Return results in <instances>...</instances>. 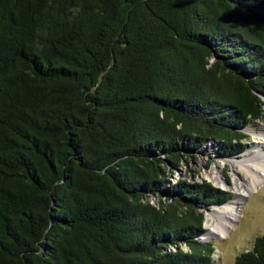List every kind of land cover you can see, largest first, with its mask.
Wrapping results in <instances>:
<instances>
[{"label": "trees", "instance_id": "obj_1", "mask_svg": "<svg viewBox=\"0 0 264 264\" xmlns=\"http://www.w3.org/2000/svg\"><path fill=\"white\" fill-rule=\"evenodd\" d=\"M263 119L264 0H0V264H217L168 176Z\"/></svg>", "mask_w": 264, "mask_h": 264}, {"label": "rangeland", "instance_id": "obj_2", "mask_svg": "<svg viewBox=\"0 0 264 264\" xmlns=\"http://www.w3.org/2000/svg\"><path fill=\"white\" fill-rule=\"evenodd\" d=\"M245 133L249 138L245 141V150L238 157L219 158L216 156L217 149L220 144L214 140H209L199 151L196 157L189 158L184 161L180 167L171 172L168 176L169 184L179 182L185 177L191 181H209L216 187L224 189L231 194V199L227 203H233L236 200V194L227 188L228 185H234L235 181L246 183L250 180V176L246 170L247 162L244 159L249 157L247 151L262 147L264 149V119L262 121H251L245 128ZM257 150V149H256ZM264 153V152H263ZM253 157L264 159V154L259 155L253 153ZM230 160L233 162H227ZM245 168V169H244ZM216 181H223L227 186L218 185ZM152 201L156 202L157 197L152 196ZM225 203V204H227ZM213 206L205 212V222L209 212L219 211L223 206ZM242 214L240 219L236 221L235 227L229 231L225 238L212 237L203 238L207 231L201 236L202 239L214 242L215 253L213 259L217 264H235L236 256L244 251L251 250L254 246L255 239L264 235V182L259 185L257 190H253L242 200ZM188 250L187 246H184Z\"/></svg>", "mask_w": 264, "mask_h": 264}, {"label": "bare ground", "instance_id": "obj_3", "mask_svg": "<svg viewBox=\"0 0 264 264\" xmlns=\"http://www.w3.org/2000/svg\"><path fill=\"white\" fill-rule=\"evenodd\" d=\"M264 135V132L262 133ZM257 149V150H256ZM264 149L262 147H257L248 150L247 154L250 156L245 157L247 167L246 170L250 176V180L246 183L235 181L234 185H228L223 183V181H216L218 185L227 186L231 192L236 194V200L232 203H227L223 206V209L218 211L209 212L206 218V229L207 231L203 235V238L209 239L212 237L225 238L228 236L229 231L232 227H235V222L240 219L242 214V200L250 194L253 190H257L259 185L264 182V159L253 157V153L256 155L259 153L263 155ZM227 162H233L230 160H225ZM245 169V168H244Z\"/></svg>", "mask_w": 264, "mask_h": 264}, {"label": "water", "instance_id": "obj_4", "mask_svg": "<svg viewBox=\"0 0 264 264\" xmlns=\"http://www.w3.org/2000/svg\"><path fill=\"white\" fill-rule=\"evenodd\" d=\"M227 203V202H226ZM202 239V238H201ZM203 240H205V239H203Z\"/></svg>", "mask_w": 264, "mask_h": 264}]
</instances>
